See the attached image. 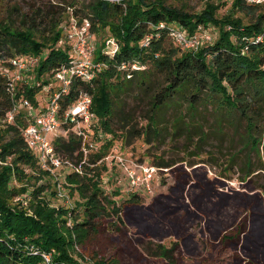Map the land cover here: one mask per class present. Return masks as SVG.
Masks as SVG:
<instances>
[{
    "label": "trees",
    "instance_id": "1",
    "mask_svg": "<svg viewBox=\"0 0 264 264\" xmlns=\"http://www.w3.org/2000/svg\"><path fill=\"white\" fill-rule=\"evenodd\" d=\"M219 7L208 1L200 11L188 12L164 0H55L53 17L47 18L36 8L24 20V28L0 20V264H118L114 256L88 247L105 223L115 231L123 223L120 205L103 189L101 178L107 168L98 161L111 149L115 137L123 135L127 142L128 132L149 143L159 133L157 116L171 104H187L191 122H183L179 112L175 125L182 123L189 132L190 127L198 126L194 122L198 106L211 103L217 118L244 120L251 146H257V134L263 131L258 124L264 122V40L256 37L264 31V0H232L231 12L221 17L217 16ZM71 16L78 21L88 19L92 33L104 31L105 38L111 36L118 44V50L109 55L102 42L94 54L101 69L90 81L73 77L57 99L61 128L67 134L55 136L53 149L80 169L81 173L71 167L65 177L69 192H76L80 201L76 206H52L41 196L47 189L41 183L32 188V198L23 206L13 198L26 193L30 182L36 184L50 176L25 143L23 130L31 119L27 111L18 108L12 121H7L6 114L21 98L38 112L44 108L38 94L45 90L47 103L59 91L54 73L69 64L72 56L71 45L59 42L62 31L58 26ZM43 24L49 25L47 37L37 35ZM199 26L211 28L214 36L197 50L183 49L172 41L173 27L194 34ZM20 55L36 57L37 63L33 77L13 84L12 60ZM131 87L148 95L146 123L137 129L121 115V96ZM82 92L91 97L94 119L76 127L74 122L64 121L63 115ZM90 136L97 140L98 148L86 152ZM125 201L140 203V193H132ZM77 247L83 252H77ZM167 252L159 246V254ZM43 253L51 254L49 263Z\"/></svg>",
    "mask_w": 264,
    "mask_h": 264
},
{
    "label": "rangeland",
    "instance_id": "2",
    "mask_svg": "<svg viewBox=\"0 0 264 264\" xmlns=\"http://www.w3.org/2000/svg\"><path fill=\"white\" fill-rule=\"evenodd\" d=\"M164 1L188 12H198L212 1L220 4L217 16L221 17L231 12L232 0ZM53 3L55 0H0V20L24 28V20L28 21L36 8L42 9L47 18L53 17ZM48 27L40 25L37 35L47 37ZM58 27L63 37V25ZM93 38L99 48L113 37L105 38L104 31H99ZM43 92L37 96L41 105L46 103ZM120 102L121 115H126L131 126L143 127L148 95L131 87ZM179 112L183 122H191L185 102L171 104L157 116L159 133L149 143L128 132L127 142L123 135L115 137L111 149L98 161L107 168L101 178L103 189L120 205L123 223L117 231L105 223L88 247L101 255L114 256L118 264H264V122L258 124L263 130L257 134L259 143L252 147L245 121L217 118L211 103L198 106L194 121L198 126L190 127L189 132L182 123L175 125ZM88 139L95 144V151L97 140L92 136ZM139 164L154 168L150 191L140 193V203L131 204L125 201L132 193H127L123 167L137 172ZM60 168L57 182L64 187L69 203L76 206L80 198L76 192H69L71 186L65 178L71 168ZM49 176L36 184L30 182L28 191L15 196L13 202L27 206L32 188L45 183L47 189L41 196L52 206L68 205L53 192L56 181ZM159 246L168 249L166 255L159 254ZM77 248V252H83Z\"/></svg>",
    "mask_w": 264,
    "mask_h": 264
},
{
    "label": "built area",
    "instance_id": "3",
    "mask_svg": "<svg viewBox=\"0 0 264 264\" xmlns=\"http://www.w3.org/2000/svg\"><path fill=\"white\" fill-rule=\"evenodd\" d=\"M119 1V0H111ZM248 2L261 0H247ZM68 11L71 9L68 8ZM64 34L59 41H66L71 45L69 51L72 59L69 64L63 65L54 73V80L60 87L59 91L53 93L49 101L44 105V108L40 111H36L29 100L21 98L14 107L6 114L7 121H12L15 111L22 107L27 111L30 116L26 128L23 130V137L27 147L31 150L35 156L39 167L42 170L49 172L56 181L55 192L59 198L65 200L69 204V196L65 193L64 187L58 181L56 172L62 166L72 167V165L63 160L53 149V139L57 135L66 136L67 130L61 128V121L59 118V106L57 99L61 93L67 91L70 81L73 77L81 78L85 81H90L95 73L101 69V64L95 62L94 54L96 50V44L94 42L93 33L90 31V22L88 19L83 18L80 21L74 16H71L67 22H63ZM172 41L183 49L195 51L203 43L211 42L213 40L214 33L212 29L207 27H198V30L194 34H188L183 29L173 27L170 30ZM257 40H264V31L257 35ZM105 51L112 55L118 50V44L113 38H108L104 46ZM37 63V58L33 56L20 55L12 60L13 69L10 73L11 80L14 83L30 79L34 73V68ZM136 67V65H132ZM25 75V76H24ZM91 97L88 93L82 92L76 101L66 110L63 115L64 121H71L76 124V127L83 126L80 123L92 122L94 119L93 114L90 112ZM57 131V132H55ZM59 132V133H58ZM86 136V134L84 135ZM95 148L93 142L89 141L85 146L84 151H88ZM60 168V169H61ZM137 172L129 166L123 167L125 175L128 179L127 193H144L150 191L151 174L154 170L153 166H145L139 164ZM73 170L81 173L79 168H73ZM119 183V182H118ZM42 257L46 263L50 262L51 254L43 253Z\"/></svg>",
    "mask_w": 264,
    "mask_h": 264
}]
</instances>
